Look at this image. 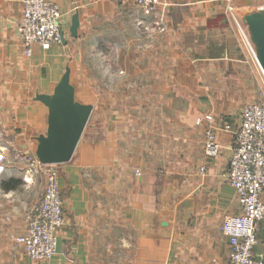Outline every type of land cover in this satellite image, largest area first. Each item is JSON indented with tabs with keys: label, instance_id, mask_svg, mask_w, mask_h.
<instances>
[{
	"label": "crops",
	"instance_id": "crops-1",
	"mask_svg": "<svg viewBox=\"0 0 264 264\" xmlns=\"http://www.w3.org/2000/svg\"><path fill=\"white\" fill-rule=\"evenodd\" d=\"M21 1L0 0V93L18 147L35 151L47 109L34 98L51 94L67 67L92 124L72 157L56 164L65 225L48 260H29L15 241L28 203L8 195L17 181L0 179V264H224L231 249L221 226L240 213L226 179L239 112L264 98V75L224 1L167 0L161 33L140 29L152 16L121 0H47L62 14L64 42L35 45L30 56L17 32ZM233 1L232 9H264L262 0ZM203 115L213 117L215 157L204 154L208 124H196ZM125 186L123 201L104 191ZM256 236L259 252L264 223Z\"/></svg>",
	"mask_w": 264,
	"mask_h": 264
},
{
	"label": "built area",
	"instance_id": "built-area-1",
	"mask_svg": "<svg viewBox=\"0 0 264 264\" xmlns=\"http://www.w3.org/2000/svg\"><path fill=\"white\" fill-rule=\"evenodd\" d=\"M142 13L152 16L145 30L165 31L166 0H130ZM22 15L17 28L22 52L30 56L33 46L47 49L52 44L63 43L62 14L58 7L47 0H22ZM227 9L232 11V7ZM236 28L248 51L256 61L253 45L244 26L234 18ZM257 63V61H256ZM208 126L204 131L203 150L208 157H215L219 144L212 126L213 117L203 115ZM29 172L45 176V186L37 203L25 215V230L15 241L21 245L31 261L48 260L55 253L56 233L65 225L63 197L58 187L56 164H41L34 156L28 157ZM28 172V173H29ZM139 174L138 171L135 172ZM226 179L233 187L240 213L224 219L221 231L231 249L224 264H264V249L257 252L256 233L264 223V104L248 102L239 112V124L234 134V145L228 161Z\"/></svg>",
	"mask_w": 264,
	"mask_h": 264
},
{
	"label": "water",
	"instance_id": "water-1",
	"mask_svg": "<svg viewBox=\"0 0 264 264\" xmlns=\"http://www.w3.org/2000/svg\"><path fill=\"white\" fill-rule=\"evenodd\" d=\"M262 10L245 7L242 11V21L246 24L256 61L264 75V14ZM78 26V13L75 12L70 20V36H77ZM69 76L70 70L67 67L51 94H37L34 98L47 109L46 131L35 138L34 155L41 164L67 162L72 157L91 114L90 105L76 101Z\"/></svg>",
	"mask_w": 264,
	"mask_h": 264
},
{
	"label": "rangeland",
	"instance_id": "rangeland-1",
	"mask_svg": "<svg viewBox=\"0 0 264 264\" xmlns=\"http://www.w3.org/2000/svg\"><path fill=\"white\" fill-rule=\"evenodd\" d=\"M223 1L227 7L234 6L233 0H223ZM258 1L259 0H254L252 2L257 3ZM120 2L122 4L133 5V3L130 0H121ZM242 11H243L242 9L236 10L233 7L232 11H230L229 13L230 15L232 14L231 15L232 19L234 17L239 21L241 17L239 22H241V24L244 26L247 32L246 24L242 21V17H243ZM141 14L143 16L145 15L142 12ZM262 14H264V9L262 10ZM237 15L240 17H238ZM143 21H145L144 18L140 19L138 21L139 23L138 25L140 29L145 30L144 26H141L143 24ZM77 99L80 100L79 95H77ZM4 103H6V100L4 99V96L0 93V146L3 148L2 151L4 153V155H1L0 157V167L4 166L5 168H7L6 171L4 170L3 172H0V179L3 178L5 182H9L10 179L18 182L17 187L14 190H12L10 193H8V195L12 196L15 199V203L17 206L19 205V203L23 201L28 203L26 207L22 206L23 214L26 215L29 212V210L37 203L43 192L45 186V176L41 173L34 174L33 172H29L31 166L28 161V157L34 156V152H28L22 149L20 150V148L18 147L17 140L15 138L16 130L14 129L13 126L14 124L7 123V120H9L7 119V117L10 113L8 112L9 110L7 108L5 109L3 108ZM259 103L264 104V98H261V101ZM96 111L97 109L94 108L92 116L96 114ZM4 113L6 116L4 115ZM91 124H92V120H89L86 127H89ZM100 177H102V179L105 180L114 178L112 174H106V173L101 175ZM128 178H129L128 172H124L122 173L120 179L122 180V183L126 185L128 184ZM129 190L130 188L126 186L118 189H113V188L104 189V191L106 192V196H111V195L119 196L121 197L122 201L124 200V198H126V195L128 194Z\"/></svg>",
	"mask_w": 264,
	"mask_h": 264
},
{
	"label": "bare ground",
	"instance_id": "bare-ground-1",
	"mask_svg": "<svg viewBox=\"0 0 264 264\" xmlns=\"http://www.w3.org/2000/svg\"><path fill=\"white\" fill-rule=\"evenodd\" d=\"M258 64V63H257ZM259 66V65H258Z\"/></svg>",
	"mask_w": 264,
	"mask_h": 264
},
{
	"label": "trees",
	"instance_id": "trees-1",
	"mask_svg": "<svg viewBox=\"0 0 264 264\" xmlns=\"http://www.w3.org/2000/svg\"><path fill=\"white\" fill-rule=\"evenodd\" d=\"M5 186V185H4Z\"/></svg>",
	"mask_w": 264,
	"mask_h": 264
}]
</instances>
